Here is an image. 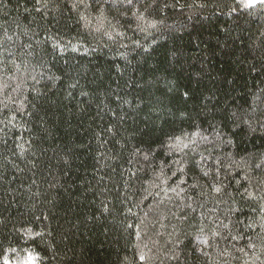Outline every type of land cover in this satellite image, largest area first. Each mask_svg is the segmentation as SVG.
<instances>
[{
	"label": "trees",
	"instance_id": "obj_1",
	"mask_svg": "<svg viewBox=\"0 0 264 264\" xmlns=\"http://www.w3.org/2000/svg\"><path fill=\"white\" fill-rule=\"evenodd\" d=\"M25 255L264 264V4L0 0V264Z\"/></svg>",
	"mask_w": 264,
	"mask_h": 264
},
{
	"label": "rangeland",
	"instance_id": "obj_2",
	"mask_svg": "<svg viewBox=\"0 0 264 264\" xmlns=\"http://www.w3.org/2000/svg\"><path fill=\"white\" fill-rule=\"evenodd\" d=\"M7 264H36L35 259L32 255H25L14 261H9Z\"/></svg>",
	"mask_w": 264,
	"mask_h": 264
},
{
	"label": "snow or ice",
	"instance_id": "obj_3",
	"mask_svg": "<svg viewBox=\"0 0 264 264\" xmlns=\"http://www.w3.org/2000/svg\"><path fill=\"white\" fill-rule=\"evenodd\" d=\"M127 2L129 4H132L133 0H127ZM239 2L243 3L244 7H251L254 6L255 2H257V0H247L246 3H244V0H239ZM259 3L264 4V0H258ZM217 191H219V189H217ZM232 239H235V237H232ZM5 264H7V261L5 262Z\"/></svg>",
	"mask_w": 264,
	"mask_h": 264
}]
</instances>
